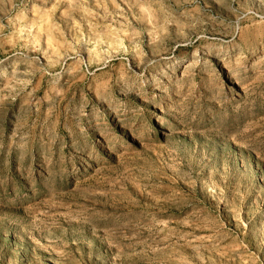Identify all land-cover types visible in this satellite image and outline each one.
I'll use <instances>...</instances> for the list:
<instances>
[{
	"label": "rangeland",
	"instance_id": "1",
	"mask_svg": "<svg viewBox=\"0 0 264 264\" xmlns=\"http://www.w3.org/2000/svg\"><path fill=\"white\" fill-rule=\"evenodd\" d=\"M0 264H264V0H0Z\"/></svg>",
	"mask_w": 264,
	"mask_h": 264
},
{
	"label": "bare ground",
	"instance_id": "2",
	"mask_svg": "<svg viewBox=\"0 0 264 264\" xmlns=\"http://www.w3.org/2000/svg\"><path fill=\"white\" fill-rule=\"evenodd\" d=\"M191 64V63H190Z\"/></svg>",
	"mask_w": 264,
	"mask_h": 264
}]
</instances>
